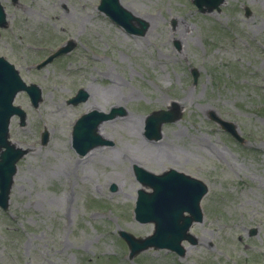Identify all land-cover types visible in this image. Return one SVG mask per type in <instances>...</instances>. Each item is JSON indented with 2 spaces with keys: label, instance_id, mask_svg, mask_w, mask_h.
<instances>
[{
  "label": "rangeland",
  "instance_id": "obj_1",
  "mask_svg": "<svg viewBox=\"0 0 264 264\" xmlns=\"http://www.w3.org/2000/svg\"><path fill=\"white\" fill-rule=\"evenodd\" d=\"M0 2L9 21L0 55L42 90L36 108L24 91L14 99L27 118L24 126L11 118L9 138L28 151L9 207L0 208V264H264V0H224L211 13L192 0H119L149 23L144 35L124 32L100 0ZM69 39L70 51L34 67ZM79 88L87 99L67 103ZM173 100L180 119L147 140L146 115ZM112 106L125 111L100 125L112 143L79 156L74 121ZM209 111L233 122L244 142ZM135 164L206 184L202 220L190 228L197 243L184 241L182 256L150 247L129 257L118 231L145 237L154 229L134 218L137 190L150 191L135 179Z\"/></svg>",
  "mask_w": 264,
  "mask_h": 264
},
{
  "label": "water",
  "instance_id": "obj_2",
  "mask_svg": "<svg viewBox=\"0 0 264 264\" xmlns=\"http://www.w3.org/2000/svg\"><path fill=\"white\" fill-rule=\"evenodd\" d=\"M221 2L222 0H194L200 11L219 9L218 5ZM99 9L128 32L143 35L147 30L148 23L121 6L118 0H100ZM6 17L4 7L0 3V27L8 26ZM71 47L70 41L56 54L66 52ZM51 58L52 56L41 64H45ZM192 75L195 80L197 76L195 70L192 71ZM21 90L27 92L35 107L42 99L41 89L38 85L34 83L27 85L20 78L14 65L0 56V207L3 209L8 208L16 162L28 151V149L16 147L8 139L10 118L13 115L19 116L20 125L25 124V111L20 106L13 105L14 96ZM86 98L87 93L84 90H79L75 96L68 99V103L77 104ZM123 113V108L118 107L112 108L109 113L91 110L82 114L74 124L72 131V145L76 152L79 155H84L93 147L110 144V140L102 138L97 133L98 126L104 120ZM180 116L181 107L176 101H172L167 109L151 112L145 121V135L148 139H159L161 125L176 121ZM210 118L238 141L244 140L233 122L220 118L214 111H210ZM46 141L47 133H43L42 142ZM134 174L142 185L152 189V191L138 189L134 208L135 218L140 222H153L154 231L145 237H135L125 230H119L118 234L129 247V257H133L149 247L168 248L178 255H183L185 251L182 245L183 240L191 244L197 242L196 237L189 232V229L193 222L202 220L200 201L207 192L206 184L198 178L173 168L155 174L134 165ZM112 188L114 189V186Z\"/></svg>",
  "mask_w": 264,
  "mask_h": 264
},
{
  "label": "bare ground",
  "instance_id": "obj_3",
  "mask_svg": "<svg viewBox=\"0 0 264 264\" xmlns=\"http://www.w3.org/2000/svg\"><path fill=\"white\" fill-rule=\"evenodd\" d=\"M125 7V6H124ZM126 9H128V10H130L129 8H127V7H125ZM131 11V10H130ZM99 132H100V134L102 135V136H105L106 137V135L105 134H103L102 132H101V130H99Z\"/></svg>",
  "mask_w": 264,
  "mask_h": 264
}]
</instances>
